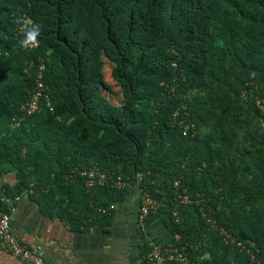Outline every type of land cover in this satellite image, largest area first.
Returning a JSON list of instances; mask_svg holds the SVG:
<instances>
[{
	"label": "trees",
	"instance_id": "16d2710c",
	"mask_svg": "<svg viewBox=\"0 0 264 264\" xmlns=\"http://www.w3.org/2000/svg\"><path fill=\"white\" fill-rule=\"evenodd\" d=\"M22 14L42 26L30 50L18 46ZM41 63L47 96L28 113ZM258 99L264 0H0V174L72 223L122 200L144 172L137 185L191 258L264 264ZM92 166L131 186L88 189L79 171ZM183 191L192 203L175 223Z\"/></svg>",
	"mask_w": 264,
	"mask_h": 264
},
{
	"label": "crops",
	"instance_id": "0c3cea01",
	"mask_svg": "<svg viewBox=\"0 0 264 264\" xmlns=\"http://www.w3.org/2000/svg\"><path fill=\"white\" fill-rule=\"evenodd\" d=\"M13 171L0 174V214L6 211L4 195H18L10 217L12 232L28 246L38 247L44 264H149L153 245L172 241V231L156 213L140 217L136 184L107 214L70 222L49 210L38 192L16 188ZM0 264H25L0 248Z\"/></svg>",
	"mask_w": 264,
	"mask_h": 264
},
{
	"label": "built area",
	"instance_id": "2783aa9c",
	"mask_svg": "<svg viewBox=\"0 0 264 264\" xmlns=\"http://www.w3.org/2000/svg\"><path fill=\"white\" fill-rule=\"evenodd\" d=\"M21 18L30 19L27 15L22 14L18 15L16 21H19ZM31 20V19H30ZM19 24L17 23L16 33L19 32ZM45 69L44 63H41L38 68V77L36 80V85L34 87L35 91L31 95L27 103L28 113L38 109V102L41 97H46L47 87L42 81V71ZM257 106L259 108L260 119L263 120L264 117V100H257ZM264 125V122H262ZM15 125H18V121ZM188 128V125L185 126V130ZM85 179V186L89 189L95 185H102L108 182H111V185L117 189H123L125 187L131 186V180H122V179H113L112 176L106 171L92 166L87 169H82L79 171ZM145 176L144 172H137L135 174V182L138 184L143 177ZM174 187L179 186L178 181H174ZM18 195H4L3 202L6 207V211L0 214V248L4 251L10 253L11 255L20 258L25 264H44L43 256L38 247L28 246L22 243L17 236L12 232L10 226V217L12 212L15 209V203L18 200ZM177 202L173 208L172 216L174 217L175 223H178L180 220L179 213L188 205L192 203V199L189 195L183 191L178 192ZM140 217L142 219L146 218L152 213H157L161 203L156 198L151 196L147 191L141 188L140 192ZM113 203L106 207H98V213H108L113 209ZM208 222L214 226V222L211 219H208ZM225 239L231 240L234 242V239L230 238V235L222 230ZM238 245H241L238 243ZM190 244L184 240L178 232H172V241L166 243L165 245H153L151 249L146 253V260L149 264H206L199 259H193L189 255L188 247Z\"/></svg>",
	"mask_w": 264,
	"mask_h": 264
},
{
	"label": "clouds",
	"instance_id": "9594fccd",
	"mask_svg": "<svg viewBox=\"0 0 264 264\" xmlns=\"http://www.w3.org/2000/svg\"><path fill=\"white\" fill-rule=\"evenodd\" d=\"M22 38L18 40V46L24 50H30L39 46V37L42 26L30 19L21 18L17 21Z\"/></svg>",
	"mask_w": 264,
	"mask_h": 264
},
{
	"label": "rangeland",
	"instance_id": "374dc122",
	"mask_svg": "<svg viewBox=\"0 0 264 264\" xmlns=\"http://www.w3.org/2000/svg\"><path fill=\"white\" fill-rule=\"evenodd\" d=\"M102 74H103V90L105 95H110L117 99V87L115 81L111 77V65L105 59L102 61Z\"/></svg>",
	"mask_w": 264,
	"mask_h": 264
}]
</instances>
